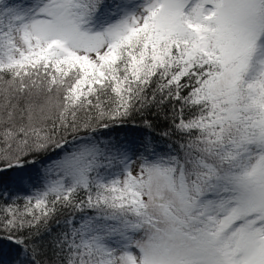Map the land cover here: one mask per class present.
Instances as JSON below:
<instances>
[{
	"label": "snow or ice",
	"instance_id": "obj_1",
	"mask_svg": "<svg viewBox=\"0 0 264 264\" xmlns=\"http://www.w3.org/2000/svg\"><path fill=\"white\" fill-rule=\"evenodd\" d=\"M40 156L7 264H264V0H0V174Z\"/></svg>",
	"mask_w": 264,
	"mask_h": 264
},
{
	"label": "trees",
	"instance_id": "obj_2",
	"mask_svg": "<svg viewBox=\"0 0 264 264\" xmlns=\"http://www.w3.org/2000/svg\"><path fill=\"white\" fill-rule=\"evenodd\" d=\"M137 125H139V121H137ZM112 135L121 138V137H125V135L127 136L139 135V132L136 131L132 125H128L125 128L113 129ZM47 159L48 158L45 156H40L38 157L37 163L34 166L29 165L26 166V168L23 170L14 169L12 171L0 174V187L7 188L9 194H11L12 196L19 194L21 197H23L25 195L31 194L41 185L40 184L41 171ZM21 177H23V180H21ZM33 181H34V185L32 184ZM68 215L69 214L65 212L64 214L57 217L61 221V227L63 226V221L68 218ZM80 215L81 214H75L77 220H79ZM51 227L53 228L54 234L60 231V228L56 226L55 222H53ZM4 245H6L7 247L6 256L8 259H11L13 254H15L14 246L11 245L10 242L8 241H0V254L2 253V247ZM50 255H51L50 253L46 255H42L40 257L41 261H44L45 264H47V260L50 259ZM6 262H9V260L4 262L0 261V264H7Z\"/></svg>",
	"mask_w": 264,
	"mask_h": 264
},
{
	"label": "rangeland",
	"instance_id": "obj_3",
	"mask_svg": "<svg viewBox=\"0 0 264 264\" xmlns=\"http://www.w3.org/2000/svg\"><path fill=\"white\" fill-rule=\"evenodd\" d=\"M129 138H132V136H128ZM121 138H124V137H121ZM25 180V179H24ZM34 180V179H33ZM32 184L34 185V181L32 182ZM41 184V183H40ZM41 186V185H40ZM39 186V187H40ZM38 187V188H39ZM7 247H6V245H4L3 247H2V253L0 254V261H7V260H9V261H11L13 258H14V256H15V254H13V256H12V258L11 259H8L7 258V256H6V254H7ZM7 263V262H6Z\"/></svg>",
	"mask_w": 264,
	"mask_h": 264
}]
</instances>
